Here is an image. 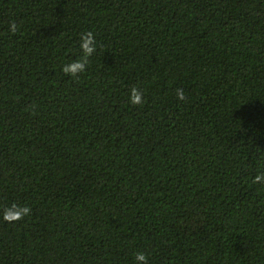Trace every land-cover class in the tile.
Returning <instances> with one entry per match:
<instances>
[{"label": "trees", "instance_id": "obj_1", "mask_svg": "<svg viewBox=\"0 0 264 264\" xmlns=\"http://www.w3.org/2000/svg\"><path fill=\"white\" fill-rule=\"evenodd\" d=\"M257 174L264 0H0V264H264Z\"/></svg>", "mask_w": 264, "mask_h": 264}, {"label": "clouds", "instance_id": "obj_2", "mask_svg": "<svg viewBox=\"0 0 264 264\" xmlns=\"http://www.w3.org/2000/svg\"><path fill=\"white\" fill-rule=\"evenodd\" d=\"M9 29L14 32L16 30L15 23H10ZM95 47L94 34L91 31L82 33L80 36V49L83 52V56L72 60L70 63L64 64L62 67L63 72L71 76H75L77 73L83 72L86 68V61L95 51ZM143 95V92L139 88L133 87L129 92V100L132 104H142ZM176 95L178 99H184V91L182 89H177ZM253 183H264V174H257L253 178ZM29 212L30 208L14 204L10 208L4 210L3 218L7 221H15L28 215ZM135 258L137 264H147V257L143 252H137L135 254Z\"/></svg>", "mask_w": 264, "mask_h": 264}]
</instances>
